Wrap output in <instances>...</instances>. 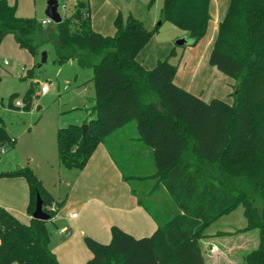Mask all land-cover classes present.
Here are the masks:
<instances>
[{
  "label": "trees",
  "instance_id": "16d2710c",
  "mask_svg": "<svg viewBox=\"0 0 264 264\" xmlns=\"http://www.w3.org/2000/svg\"><path fill=\"white\" fill-rule=\"evenodd\" d=\"M210 1L163 0L160 22L187 32L193 45L206 32ZM114 25L113 35L95 31L89 0H70L67 13L54 23L55 60L73 59L91 68L94 83V117L83 123L86 130L71 123L56 131L58 161L82 169L99 143L134 121L138 139L152 149L153 177L167 190L175 212L149 237L134 238L117 226L111 227L107 244L85 236L91 252L85 264H205L199 242L207 236L205 228L238 204L246 225L235 232L256 230L258 237L242 264H264V0H230L218 24L208 61L236 80L231 103L204 101L178 86L173 81L177 65L168 57L153 68L137 59L159 24L148 29L132 14L125 22L118 14ZM43 32L41 23L19 17L14 6L0 0V39L12 33L35 55L31 35L46 36ZM32 96L29 89L19 107L12 93L8 106L29 110ZM14 142L0 124V148L7 144L6 152ZM0 176L26 179L30 215L37 193L51 218L63 203L28 166ZM46 222L31 217L22 223L0 206V264H59Z\"/></svg>",
  "mask_w": 264,
  "mask_h": 264
},
{
  "label": "rangeland",
  "instance_id": "374dc122",
  "mask_svg": "<svg viewBox=\"0 0 264 264\" xmlns=\"http://www.w3.org/2000/svg\"><path fill=\"white\" fill-rule=\"evenodd\" d=\"M7 1L15 7L16 14L22 18L35 19L38 23L47 18L45 13L47 0ZM222 1L213 0V7L210 5L209 8L210 20L206 32L195 44H190L191 40L187 32L166 21L160 24L157 31L139 51V60L147 66L152 65L148 67L153 68L159 59L168 57L172 64L177 65L180 73L184 70L182 67L186 66L193 58H199V60L209 64L208 58L217 37L218 24L228 9V4L225 8L216 9V3L221 7ZM162 3L163 0H147L145 5L140 6L136 0H90L93 27L97 32L113 35L115 33V17L120 14L123 22H125L128 14L137 17L134 15L135 13L142 14V18L138 19L142 20L149 29H153L160 21ZM42 27L46 36L40 33L31 35L32 42L37 45L38 52L35 55L26 48L20 47L12 33H7L0 39V117L11 136L16 138L13 147L6 151H11L10 154L5 155L3 159L5 160L7 156L8 160H12L13 156H16L24 163L23 166L28 164L30 168L36 167L42 171L44 182L49 185L52 193L56 196L59 193L58 196H62L69 192L68 186L65 184L67 174H59L54 166L53 173L61 176L60 181L59 176L55 180L52 178L49 180L50 165L45 163L43 153L51 152L56 156V131L62 117L67 113H74L79 110L78 107H83L87 99L94 97V83L91 80L93 71L89 67L80 66L73 59L58 63L55 60L54 23L42 25ZM180 38H185L187 43L183 46L177 45L176 41ZM42 51H46L47 56L46 60L39 65ZM171 51H173L172 54ZM29 71L31 76L28 75ZM221 74L226 78V81L231 82L230 84L224 82L223 85L229 88L230 92L227 97L232 102V91L236 80ZM197 80L205 84L208 83L210 87L214 88L221 86L222 83L218 81L216 75L213 76L207 72L203 74V77H197ZM45 82L50 84V90L47 94H41L39 89ZM31 83L33 84L31 85ZM29 89L33 94L32 107L29 110L8 108L10 94L16 93L17 97L14 103L20 101L22 104V98ZM38 105L41 106V109H37ZM129 124L134 126L133 128L136 130L134 121L129 122ZM129 130L128 127L126 131ZM7 146L5 144L4 148L8 149ZM0 155L4 154L0 153ZM125 176L128 177L131 187H134L143 203L154 210L151 202L144 198V195L137 189V182L128 174ZM3 177L8 176H0V178ZM4 183L5 181L0 183L2 191L5 187ZM145 184L148 188L151 183L146 182ZM242 210L241 204H238L216 224L223 226L229 223L238 228L244 227L246 219ZM49 221L46 223L50 232V241H55L57 245L61 244L57 250L51 249L59 257V262L66 263L69 258L71 262L75 260V264H84L91 254L84 244L80 231L72 226H67L65 234L59 235V228L50 224ZM214 226L206 229V232L213 230ZM253 232L257 234L256 230ZM63 239H67L64 244L61 242ZM12 264L19 263L14 262Z\"/></svg>",
  "mask_w": 264,
  "mask_h": 264
},
{
  "label": "crops",
  "instance_id": "0c3cea01",
  "mask_svg": "<svg viewBox=\"0 0 264 264\" xmlns=\"http://www.w3.org/2000/svg\"><path fill=\"white\" fill-rule=\"evenodd\" d=\"M229 1L223 0L221 7L216 3V9L225 8L227 4L229 5ZM136 2L143 6L147 0H136ZM210 2L211 7H213V0ZM134 15L137 16L136 18H142L143 16L135 13ZM146 19L150 21L148 17ZM91 26L96 31L92 20ZM147 28L149 29V27ZM137 59L139 60L138 55ZM140 62L144 64L142 61ZM145 66L151 67L152 65ZM182 68L184 69L183 72L180 73L179 69H177L173 78L174 83L178 86L199 96L204 101H208L211 98H220L231 103L227 97L230 92L229 88L223 85L224 82L228 84L229 81H226V78L221 74L222 72L216 67L206 64L199 58H193ZM206 72L213 76L216 75L218 81L222 82L221 86L214 88L210 87L208 83L205 84L197 80V77H203ZM49 90L50 86L44 94H47ZM93 105L94 97L87 99L83 107H78L80 108L79 110L64 115L59 122V127L71 123L83 124L94 117V114H91ZM8 108L10 107L8 106ZM10 109H15V107ZM39 109H41V106ZM0 124L6 129L1 117ZM128 127L130 130L127 132L126 129ZM133 127L127 123L110 133L96 146L82 169L66 168L59 163L57 154L56 157L51 152L43 153L45 163L50 165L49 180L51 178L55 180L59 176L60 181L61 176L53 173L54 166L59 171V174H67L65 184L68 186L69 192L62 196H58L59 193H57V196L52 193V190L48 187L49 185L44 182L42 171L32 166L33 169H31L41 180L49 194L55 200L63 201L49 221L50 224L59 228V235L65 234L67 226H72L80 231L83 241L84 237L87 236L99 243L107 244L111 239V227L117 226L134 238L139 239L151 236L157 229L158 224L165 222L175 212V206L167 190L161 182L153 177L155 165L152 149L138 139L137 132ZM6 131L12 137L7 129ZM10 152L1 153L4 155H0V172L29 167L28 164L23 166L24 163L19 157L13 156L12 160H8L6 157ZM5 155L7 156L4 160L3 157ZM126 174L137 182V189L144 195V198L151 202L154 210L143 203L134 187H131L129 181L125 179L124 176ZM1 181H5V187L3 191L0 189V206L11 212L20 222L28 223L31 215L27 212L29 188L26 179L22 176H11L0 178V183ZM146 182L151 183L150 187H146ZM73 212L77 213L76 217L70 216ZM227 215V213L222 215L208 225L204 230L207 236L199 239L205 264H242L244 255L258 244V237L253 232L254 230L236 233L235 231L240 229V227H235L229 223L223 226L216 224ZM213 225H215V228L206 232V229L211 228ZM59 235L58 238L60 239ZM66 241L67 239L61 240L63 244ZM60 245H57L55 241H49V247L52 250H57ZM55 256L59 262V257L56 254ZM71 263L75 264V260L71 262L68 258L66 263L59 262V264Z\"/></svg>",
  "mask_w": 264,
  "mask_h": 264
},
{
  "label": "water",
  "instance_id": "95a60500",
  "mask_svg": "<svg viewBox=\"0 0 264 264\" xmlns=\"http://www.w3.org/2000/svg\"><path fill=\"white\" fill-rule=\"evenodd\" d=\"M56 8H57V0H47L45 13L48 17H50L53 20L54 23H58L61 21V16L57 12ZM158 24L160 25L161 22L159 21ZM186 43L187 40L185 38H180L176 41V44L180 46H183ZM46 56H47L46 51H42L39 65H41L46 60ZM39 108L40 106H37V109ZM86 127H87L86 124H81V128L83 131L86 130ZM31 217L43 221L51 220L50 214H48L43 210V201L38 193L36 194L35 207L31 214Z\"/></svg>",
  "mask_w": 264,
  "mask_h": 264
},
{
  "label": "built area",
  "instance_id": "2783aa9c",
  "mask_svg": "<svg viewBox=\"0 0 264 264\" xmlns=\"http://www.w3.org/2000/svg\"><path fill=\"white\" fill-rule=\"evenodd\" d=\"M69 1L70 0H57V8H56V10L59 13V15L61 16V18L67 13ZM51 23H54V22H53V20L50 17H47L46 19H43L41 21L42 25H47V24H51ZM49 86H50V84L45 82L44 84H42L40 86L39 92L41 94L46 93L48 91V89H49ZM15 104L17 106H19V107L22 106L20 101H15ZM4 151H5L4 147H1L0 148V153H3ZM51 208H53V205H52ZM70 216L71 217H76L77 213L73 212Z\"/></svg>",
  "mask_w": 264,
  "mask_h": 264
}]
</instances>
